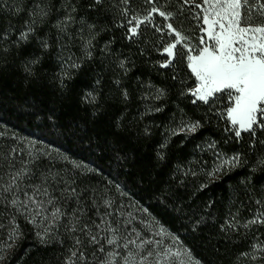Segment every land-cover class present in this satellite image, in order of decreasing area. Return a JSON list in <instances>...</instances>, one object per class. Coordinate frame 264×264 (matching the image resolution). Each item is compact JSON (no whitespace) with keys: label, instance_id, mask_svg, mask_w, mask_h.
<instances>
[{"label":"trees","instance_id":"16d2710c","mask_svg":"<svg viewBox=\"0 0 264 264\" xmlns=\"http://www.w3.org/2000/svg\"><path fill=\"white\" fill-rule=\"evenodd\" d=\"M66 2L48 0L50 17L27 42L19 43L33 0L0 3V184L24 167L35 172L24 184H39L40 172L55 175L61 180L52 185L55 196L62 195L63 181L81 193L79 207L86 213L82 222H98L103 202L109 200L114 225L127 220L128 213L133 217L130 227L139 228L147 217L156 220L180 237L202 264H264L241 255L264 241V226L222 231L232 217L243 224L250 214L264 212V133L236 138L226 131V118L218 115L224 102L212 108L191 102L186 90L195 86V78L186 60L175 68L160 67L166 60L163 46L173 39L166 31L141 25L140 37L126 38L127 17L121 10L127 8L128 17H143L152 4L71 0L77 23L69 29L70 39L53 26L65 15ZM17 6L24 10L12 11ZM155 6L174 14L170 21L153 14L156 26L172 22L198 43L202 22L193 17L199 9L182 7L181 0H156ZM90 24L96 36L89 59L83 44L92 35ZM81 27L83 33L78 32ZM69 55L79 68L66 67ZM160 89L164 95L155 99ZM88 94L95 100L86 99ZM196 121L201 125L196 132L181 130ZM211 142L216 148L209 150ZM216 152L222 157L239 154V164L210 177L220 162ZM63 207L71 216L78 205L69 200ZM13 211L0 207V248L12 245L4 248L0 264H65L73 247L71 236L60 228L57 239L42 242L36 235L42 229L24 215L16 214L13 221ZM15 225L22 236L13 243L9 233ZM85 248L91 260L95 247L85 242Z\"/></svg>","mask_w":264,"mask_h":264},{"label":"snow or ice","instance_id":"6c2138e0","mask_svg":"<svg viewBox=\"0 0 264 264\" xmlns=\"http://www.w3.org/2000/svg\"><path fill=\"white\" fill-rule=\"evenodd\" d=\"M6 2L7 0H0V3ZM122 2L127 5L129 0ZM144 2L153 6L143 17L137 14L128 17V9L121 10V15L127 17L126 38L133 40L140 37L141 25L152 26L155 31L161 33L166 31L173 39L163 46L166 60L160 67L175 68L177 63L186 60V67L195 78V86L186 90V94L193 98L191 102H199L209 108L224 102L226 107L218 115L226 118L230 125L226 131L233 132L236 138H241L243 133H248L250 137H255L258 131L264 133V0H181L182 7L188 5L190 10L199 9L193 19L202 22L199 27L204 35L199 37L196 46L191 44L192 38L174 27L172 22H168L165 27L156 26L153 23V14H158L165 21L174 19V14L156 7V0ZM94 3L100 5L103 0H94ZM51 9L52 5L48 0H33L28 10L29 20L19 33L17 43L27 42L30 36L35 34L36 28L50 17ZM23 10L19 6L12 9L17 14ZM76 11L71 0H67L65 15L58 18L53 25L58 34L71 39L72 33L69 29L77 23L73 15ZM79 23L83 25V19ZM88 28L92 35L83 44V49L85 56L90 59L91 48L94 47L92 40L95 39L96 33L95 25L90 24ZM78 32L83 33V27ZM80 38L84 39L82 35ZM42 46L49 47L47 41H42ZM65 63L66 67H80L79 63L72 60L71 55ZM124 66L125 62L121 61L119 67ZM64 78L70 76L65 74ZM61 83L63 84V79ZM163 95L164 91L160 89L154 98L160 99ZM86 99L94 101L95 97L88 94ZM159 110L161 109H156ZM200 127L199 121H196L182 125L181 130L194 133ZM261 143L264 144V141ZM207 148L215 149V142L209 143ZM216 155L220 162L208 173L210 177L216 176L226 168L237 166L240 161L239 154L222 157L221 153L216 152ZM38 158L34 157L32 162ZM33 176L35 172L27 167L10 172L8 181L0 184V207L14 210L11 213L13 221L16 214L24 215L26 220L42 229L36 232L42 242H47L46 238L57 239L56 233L63 228L73 240V247L69 249L65 264H199L198 261L192 260L191 252L186 248L166 245L163 239L150 238L136 227H130L133 221L131 213H128V219L123 223L114 225L111 220L114 215L111 211L112 202L109 200L103 202L105 211L98 216V222L91 218L82 222L86 213L79 207L81 193L75 187L68 181H63L65 187L62 195L57 197L53 194L56 189L52 185L60 183L61 180L55 175L40 172L39 184L23 183L26 179L31 180ZM0 181H3V176H0ZM69 200H74L78 205L71 216L63 207V203ZM93 207L99 213V206L95 201ZM37 217L40 219L37 220ZM140 223L145 228L149 227L144 221ZM254 225L264 226V212H257L243 224H240L236 217H232L226 222V227H222V231L239 232L240 228L250 229ZM2 227L4 225L0 224V228ZM156 235L165 237L170 233L160 227ZM21 236L19 225L12 227L9 238L13 243ZM85 242L88 246L95 247L91 260L86 255ZM11 247L12 245L4 246ZM4 248H0V261L5 258ZM256 252L264 254V241L254 243L251 252L241 255L252 261L264 260V255L258 257Z\"/></svg>","mask_w":264,"mask_h":264},{"label":"rangeland","instance_id":"374dc122","mask_svg":"<svg viewBox=\"0 0 264 264\" xmlns=\"http://www.w3.org/2000/svg\"><path fill=\"white\" fill-rule=\"evenodd\" d=\"M202 35H204L203 33H201ZM191 44L193 46H196L198 43H196L195 41H193L191 39ZM179 46V45H178ZM257 213H253L250 214V216L246 217L247 219H251L252 217H254ZM145 224H147L149 227L145 228L143 224L139 223V228H136L138 231H142L144 233L145 236H148L150 238L154 237L156 239H163L164 243L166 245H174V247H182V248H186L187 250L190 251V249L182 242V239L180 237H178L177 235L173 234L168 228H165L163 225H160L156 220L150 219L147 217V219L145 218V220H143ZM163 227L164 229L167 230L168 233H170L169 236H165V237H160L158 235H156V233L159 232V228ZM191 252V251H190ZM192 256V260L194 262H199V264H202L201 261H199L197 258H195L193 256V254L191 253Z\"/></svg>","mask_w":264,"mask_h":264}]
</instances>
